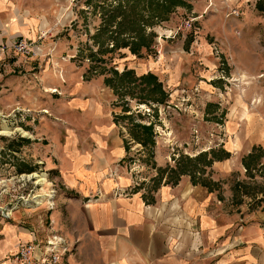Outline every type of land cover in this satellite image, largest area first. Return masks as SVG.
<instances>
[{
	"label": "crops",
	"instance_id": "crops-1",
	"mask_svg": "<svg viewBox=\"0 0 264 264\" xmlns=\"http://www.w3.org/2000/svg\"><path fill=\"white\" fill-rule=\"evenodd\" d=\"M74 2L0 0V66L3 67L0 107L3 108V103L16 104L31 111L32 118L60 120H44L42 127L46 123L48 128L44 127L36 136L44 140L38 143V149L46 151L42 160L52 181L69 194L59 197L58 208L38 220L30 221L21 214V218L0 221V264H19L16 259L19 246L31 241L45 242L42 238L55 229L60 230L63 220L66 226L62 231L68 242L75 243L78 239L81 243L76 248L69 244L70 253L61 264L64 260L66 264H80L89 258V251H95L109 264H187L188 259L175 258V254L170 253L166 224L162 221L154 223L152 217L146 215V199L140 190L134 189L130 196L119 195L121 190L134 187V177L128 168V143L117 122L129 113H124L118 106L119 102L112 94L114 90L105 82L110 70L105 72V68H95L100 70L98 76H94L93 68L85 63V53L89 50H80L83 38L73 28L76 19L71 24H61V15L74 10ZM258 2L264 7V0H227L222 6V14L227 20L218 19L217 15L203 20L204 31L195 43L196 47L202 53L208 52L210 45L206 38L219 25L225 35V51L236 59L240 68L249 51L259 55L264 33L263 37H254L249 32L251 27L260 26L261 15H264L257 8ZM212 3L193 1L191 15L204 16ZM239 28L242 35L231 39L234 41L228 40L227 37L232 38ZM17 38L35 43L39 56L26 58L10 48L2 49L1 46H11ZM163 61L156 68L165 70V77H174L173 81L182 86L181 67L168 63L165 55ZM150 63L141 65L140 75L155 69ZM240 68L238 73H244ZM117 69L122 72L125 67ZM55 89L59 94L50 93ZM9 93L16 96L11 98L12 101ZM189 188L190 193L186 192ZM195 189L202 188H194L190 180H181L175 190L163 186L155 205L167 207L173 190L176 191L175 201H187L183 210L186 216L194 222H208L200 228L202 234L210 233L213 243L219 239L224 242L225 256L215 258V264H264V217L258 212L247 213L243 206L237 211L227 209V212L213 213L211 207L219 202V192L211 194L208 190ZM222 196L227 208L232 203L233 192L225 191Z\"/></svg>",
	"mask_w": 264,
	"mask_h": 264
},
{
	"label": "rangeland",
	"instance_id": "rangeland-1",
	"mask_svg": "<svg viewBox=\"0 0 264 264\" xmlns=\"http://www.w3.org/2000/svg\"><path fill=\"white\" fill-rule=\"evenodd\" d=\"M226 1L213 0V4L212 0H208L209 5H213L200 18L193 17L187 9H178L170 21L153 27L152 30L157 34L154 47L149 53L144 52L141 58L133 55L128 48L111 52L113 42L105 46L106 53H98L99 47L94 43L93 36L101 25V18L94 13L92 7L86 5V0H75L74 10L61 15V24H71L76 19L73 28L75 33L83 38L80 50H89L85 53L84 61L93 68L94 76H98L100 70L95 68H105L107 71L114 68L118 71L117 68L122 70L124 67L141 76L140 67L151 61V66L155 68L152 73L159 77L166 91L170 93L167 104L159 105L139 104L137 100L130 97L121 98L112 92L119 102L118 106L124 113L130 114L119 118L117 122L128 143V168L134 177V187L131 190H121L119 195L130 196L134 189L140 190L146 199V215L151 216L154 223L162 221V224H166L170 253H174L175 258L182 256L188 259L187 264L194 261L215 264V258L225 256L226 247H223L224 242L220 239L213 243L210 233L202 234L200 228L205 227L207 221L194 222L186 216L183 210L186 209L187 201H175L174 190L181 180H190L194 188H202L195 190H208L211 194L219 192L218 203L221 205H212L213 213L218 210L227 212V209L237 211L243 206L247 213L258 212L264 217V43L259 44V55L248 52L243 58L241 68L236 59L225 51V35L219 25L213 27L212 34L206 38L210 45L208 52L202 53L195 45L204 31L203 20H208L212 15H217L218 19H226L225 14H222V6ZM254 1L259 0H250ZM234 14L236 15V12ZM260 19V26L250 28L249 32L254 37L264 33V15H261ZM213 21L217 22L216 19ZM242 33L239 28L232 38L227 39H237ZM91 54H95L96 58L92 59ZM164 55L168 63L177 64L183 70L182 86L173 81L174 77H165V70L156 68L164 62ZM239 68L243 69L244 73L239 74ZM125 69L118 72L123 73ZM108 75L111 77L112 74L109 72ZM11 93L10 101L16 97ZM50 93L59 94L58 90H50ZM2 107L0 133L4 132V128H9L12 134H0V221H9L21 214H24L23 218L35 221L40 216L55 211L59 206V197L69 195L63 187L52 181L51 173L42 160L46 151L38 149L44 140H39L36 136L44 127L48 128L46 123L42 127L44 120H60L32 118L31 111L16 104L10 106L3 103ZM25 114L28 115L23 118ZM151 124L154 125L155 144L146 148L132 137L131 131L133 126ZM203 152L208 154L209 159L213 158L212 152H215L217 157L213 158L211 166L200 165L196 170L200 173H197L196 177L208 179L218 186H214L211 191L202 181L194 184L189 174L181 175L175 184L177 175L174 170L179 172L187 168L188 171H193L197 165H185L183 157L194 159ZM252 154L258 160L255 166L248 169L243 160L249 159ZM34 176L44 177L45 183L38 184L39 178ZM163 186L173 188L175 196L172 195L167 207L161 208L156 206L155 202ZM228 190L233 192V198L230 206L226 208L222 194ZM186 192L190 193V188ZM40 194H49V198L42 205H33L35 198ZM234 200L242 203L234 204ZM60 207L64 214L63 205ZM65 226L63 220L62 228L49 233L46 238H42L43 241L57 236L68 248L69 244L75 248L79 246L81 242L78 239L75 243L68 242L62 231ZM45 227L48 228V224H45ZM91 248L90 246L89 249ZM68 253L69 249L65 256ZM88 255L89 258L80 264H109L103 257H98L95 251H89ZM66 263L64 260V264Z\"/></svg>",
	"mask_w": 264,
	"mask_h": 264
},
{
	"label": "trees",
	"instance_id": "trees-1",
	"mask_svg": "<svg viewBox=\"0 0 264 264\" xmlns=\"http://www.w3.org/2000/svg\"><path fill=\"white\" fill-rule=\"evenodd\" d=\"M193 0H86V5L92 7L95 14L100 15L101 25L97 29V33L93 36L94 43L99 47L98 53L104 54L105 46H109L113 42L111 52L128 48L133 55L141 58L143 53H149L155 44L157 34L153 27L163 22L171 20L172 16L180 8L192 10ZM259 11L264 12V7L260 2L257 4ZM192 39L188 42L191 43ZM187 47V48H188ZM91 57H96L91 54ZM99 61H104L99 59ZM107 71V70H104ZM111 77L106 78V84L110 86L114 92L121 98L130 97L137 100L139 104H159L166 105L170 99V93L166 91L164 84L159 77L149 72L138 76L134 70L125 69L123 73H119L114 68L110 70ZM129 110H126L128 112ZM131 131L132 137L143 144L146 148L154 146V125L141 126L136 125ZM213 158L216 159V153L212 152ZM229 156V155H227ZM213 158L209 159L208 154L203 152L196 158L183 157L185 165L196 163L193 171L174 170L177 175L175 184L181 175L189 174L194 184L202 181L203 185L211 191L214 190V182L208 179H198L196 170L198 167L211 166ZM257 158L250 156L243 162L248 169L255 166ZM200 181V182H199ZM218 186V185H217ZM242 201L234 200V204H241Z\"/></svg>",
	"mask_w": 264,
	"mask_h": 264
},
{
	"label": "built area",
	"instance_id": "built-area-1",
	"mask_svg": "<svg viewBox=\"0 0 264 264\" xmlns=\"http://www.w3.org/2000/svg\"><path fill=\"white\" fill-rule=\"evenodd\" d=\"M1 47L4 50L10 48L15 54L26 58L39 56L35 43L24 38H17L11 46L3 45ZM54 91L57 92V90ZM63 244L64 241L57 236L49 237L41 243L26 242L19 246L16 259L19 264H61L68 251V248Z\"/></svg>",
	"mask_w": 264,
	"mask_h": 264
},
{
	"label": "bare ground",
	"instance_id": "bare-ground-1",
	"mask_svg": "<svg viewBox=\"0 0 264 264\" xmlns=\"http://www.w3.org/2000/svg\"><path fill=\"white\" fill-rule=\"evenodd\" d=\"M20 130V129H19ZM26 136L28 135L27 133L23 132ZM1 135H11L12 130L9 128H4V132L0 133ZM37 177V176H34ZM39 178L38 184L43 185L45 183V178L44 177H37ZM47 198H49V194H40L38 195L34 202L33 205H42L44 202H46Z\"/></svg>",
	"mask_w": 264,
	"mask_h": 264
}]
</instances>
